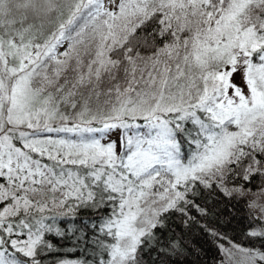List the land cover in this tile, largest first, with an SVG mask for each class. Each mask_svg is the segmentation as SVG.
<instances>
[{
    "label": "snow or ice",
    "instance_id": "snow-or-ice-1",
    "mask_svg": "<svg viewBox=\"0 0 264 264\" xmlns=\"http://www.w3.org/2000/svg\"><path fill=\"white\" fill-rule=\"evenodd\" d=\"M0 264H264V0H0Z\"/></svg>",
    "mask_w": 264,
    "mask_h": 264
},
{
    "label": "trees",
    "instance_id": "trees-1",
    "mask_svg": "<svg viewBox=\"0 0 264 264\" xmlns=\"http://www.w3.org/2000/svg\"><path fill=\"white\" fill-rule=\"evenodd\" d=\"M228 207H231V205H229ZM233 211H235V209H233ZM223 214L225 217L229 216V213L226 208L223 209ZM243 228H244V221L240 219L238 216L237 218L232 220L231 224L228 225L226 230L231 233H238ZM205 247H207V245H205ZM212 255H214V252H209L208 255L205 256V259H210Z\"/></svg>",
    "mask_w": 264,
    "mask_h": 264
},
{
    "label": "rangeland",
    "instance_id": "rangeland-1",
    "mask_svg": "<svg viewBox=\"0 0 264 264\" xmlns=\"http://www.w3.org/2000/svg\"><path fill=\"white\" fill-rule=\"evenodd\" d=\"M237 83H239V78L237 77Z\"/></svg>",
    "mask_w": 264,
    "mask_h": 264
}]
</instances>
